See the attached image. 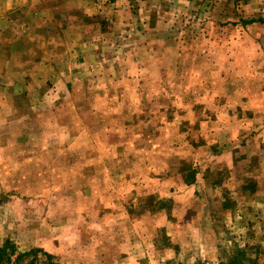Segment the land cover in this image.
<instances>
[{"label": "rangeland", "instance_id": "1", "mask_svg": "<svg viewBox=\"0 0 264 264\" xmlns=\"http://www.w3.org/2000/svg\"><path fill=\"white\" fill-rule=\"evenodd\" d=\"M260 22L264 0H0V264H264Z\"/></svg>", "mask_w": 264, "mask_h": 264}, {"label": "crops", "instance_id": "2", "mask_svg": "<svg viewBox=\"0 0 264 264\" xmlns=\"http://www.w3.org/2000/svg\"><path fill=\"white\" fill-rule=\"evenodd\" d=\"M8 3V4H7ZM7 3H5L4 4V6L7 8V10L9 9V7H11L12 8V5H11V3L10 2H7ZM10 4V5H9ZM8 6V7H7ZM260 23H264V22H260ZM252 94V99H251V95H249L248 96V98H247V101H245L246 103H244L245 105H244V108H246V112H248V114L250 115V117H252L253 119L255 118V120H257V119H259V117H260V120H261V129H264V126H263V124H264V122H263V119H264V91H260V95L259 96H256V97H258L259 99H260V101L259 100H255L254 99V94H253V92L251 93ZM219 112V111H218ZM228 113H230V112H228ZM253 115H254V117H253ZM219 128V127H218ZM231 127H230V129H229V131L226 133L229 137H230V134H228V133H230L231 132ZM225 134V133H224ZM215 135H219L218 133H215ZM215 135L213 136L212 135V138H213V140H212V145L210 144L209 146H213V147H215V149H217V141H215ZM211 140L208 138L207 139V142H210ZM220 142V141H219ZM227 143H230L229 141H227V142H223V145L225 144V146L227 145ZM219 144V143H218ZM221 146V144H219V146H218V148L220 149V148H227L228 146ZM229 150L230 149H228L227 148V151H226V153H224L223 155H222V157H223V159H225V160H232V151H230L229 152Z\"/></svg>", "mask_w": 264, "mask_h": 264}, {"label": "trees", "instance_id": "3", "mask_svg": "<svg viewBox=\"0 0 264 264\" xmlns=\"http://www.w3.org/2000/svg\"><path fill=\"white\" fill-rule=\"evenodd\" d=\"M5 248H6V246H4V248H3V249H1V250H5Z\"/></svg>", "mask_w": 264, "mask_h": 264}]
</instances>
